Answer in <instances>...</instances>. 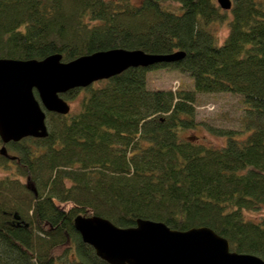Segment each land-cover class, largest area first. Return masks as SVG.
<instances>
[{
    "label": "trees",
    "instance_id": "trees-1",
    "mask_svg": "<svg viewBox=\"0 0 264 264\" xmlns=\"http://www.w3.org/2000/svg\"><path fill=\"white\" fill-rule=\"evenodd\" d=\"M232 3L0 0V58L186 52L69 91L84 96L67 115L48 113L46 138L8 144L16 158L0 155V171H12L0 178V264H109L75 229L80 214L120 227L210 226L233 251L264 258V218L247 217L264 207V0ZM160 68L188 74L191 86L150 88L147 74ZM217 93L241 97V124L210 127L223 146L196 143L184 132L201 126V96Z\"/></svg>",
    "mask_w": 264,
    "mask_h": 264
},
{
    "label": "water",
    "instance_id": "water-1",
    "mask_svg": "<svg viewBox=\"0 0 264 264\" xmlns=\"http://www.w3.org/2000/svg\"><path fill=\"white\" fill-rule=\"evenodd\" d=\"M224 10L232 0H218ZM185 51L169 54L142 49L113 48L64 61L60 53L43 59L0 58V155L15 159L8 144L49 135L48 113L67 115L71 105L64 94L110 79L130 68L174 63ZM30 189L35 191L31 181ZM75 229L84 243L109 264H264V258L233 251L229 240L209 227L186 231L166 223L138 219L132 227H120L107 218L80 214Z\"/></svg>",
    "mask_w": 264,
    "mask_h": 264
},
{
    "label": "rangeland",
    "instance_id": "rangeland-1",
    "mask_svg": "<svg viewBox=\"0 0 264 264\" xmlns=\"http://www.w3.org/2000/svg\"><path fill=\"white\" fill-rule=\"evenodd\" d=\"M119 1V0H114ZM138 2L140 0H132ZM229 33L227 24H222L218 27V34L223 39ZM148 86L152 89H177L188 88L192 84L191 77L188 74L181 73L176 69L160 68L156 70H149L147 74ZM84 92L80 91L79 94L73 99H67L71 105V111L76 110L79 102L82 100ZM241 97L236 94L217 93L207 94L201 96L200 103L196 107V120L200 122V127L187 130L184 132L186 136L193 139L196 143H206L207 145H214L217 147L223 146L226 142L224 137L210 132V127L215 128H239L241 124V117L244 114L243 104ZM2 144L0 145L1 148ZM12 174L11 170H1L0 178ZM247 217L254 220H262L264 218V207L248 211ZM63 248L59 250L62 252Z\"/></svg>",
    "mask_w": 264,
    "mask_h": 264
}]
</instances>
